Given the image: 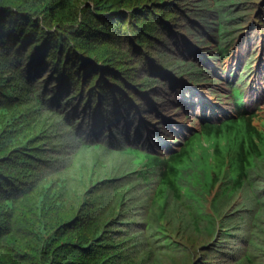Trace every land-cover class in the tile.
<instances>
[{"label": "trees", "instance_id": "16d2710c", "mask_svg": "<svg viewBox=\"0 0 264 264\" xmlns=\"http://www.w3.org/2000/svg\"><path fill=\"white\" fill-rule=\"evenodd\" d=\"M258 2L0 0V264H264ZM202 54L235 65L216 102L188 87L220 83ZM160 84L198 100L197 127L165 115Z\"/></svg>", "mask_w": 264, "mask_h": 264}, {"label": "rangeland", "instance_id": "374dc122", "mask_svg": "<svg viewBox=\"0 0 264 264\" xmlns=\"http://www.w3.org/2000/svg\"><path fill=\"white\" fill-rule=\"evenodd\" d=\"M258 1L260 2L261 0H257V2ZM253 12H254V10L251 11V13L249 15L250 18L255 16V13H253ZM188 20H190V19H188ZM188 20L186 21V20L182 19L181 21L182 22H188ZM260 27L261 26H258V29H260ZM262 27H264V26H262ZM182 29H184V27H182ZM250 31H253V29H251ZM256 33L257 32H254L253 34L251 33L253 35V37L251 38V43H252L251 45L252 46H254L256 43L258 44V42H259V35L256 34ZM253 39H254V42H252ZM167 43H168V45L170 46L171 49H175V47H174L175 44L173 42L169 41ZM178 44H180V46H182V45H184L186 43H184V41L180 40V41H178ZM246 48H247V46H245V48H243L242 53L246 50ZM208 51H210V50H208ZM196 52H197L196 55H198L199 54L198 50ZM203 52H205V48H203ZM202 55L203 56H199V57L196 56V57H198L196 59L199 60L201 58H204V59L208 60L213 68L215 67L214 65L218 66V69H216L215 72L217 73L218 78H220L219 79L220 83L218 84L216 82L215 84H212L209 81H207V82L200 81L199 84H197L196 86H193L190 83L189 84L187 83V84H188V87L190 88V90L194 92L193 97H195V99H197L198 96H199L198 100L203 99V100H211V102H216L215 98H220L221 95H224V93L226 91L225 88H223L224 84H222V83H223V80L225 79V77L228 75V73L227 72L226 73L225 72L222 73V71L225 68L226 69H230L232 67V65H234V64H232V62L230 63V61H228V59H226V61H225V59H223L221 61L222 62L224 61V62L220 66L219 65L220 64L219 60H217L215 57H214V59H211V58L207 59V57H206L207 55H204V54H202ZM256 55H258L259 58L262 57L263 60H264V57L262 56L261 52H259V50H258V46L256 47ZM260 63H261V65L263 67L260 68V72L258 74V77L262 78V77H264V62H260ZM255 64L256 63H254L253 65H255ZM222 66H223V68H222ZM209 74L210 73H208V74L204 73L205 76H207ZM207 77H209V76H207ZM258 77L256 79H258ZM177 81L185 83V81H182L180 79H177ZM213 90L216 91V93H214L212 95ZM162 93H164V96L166 97L164 99V106L162 107V109L166 111L165 115H168V118H170V120L175 121L174 119L177 118V121H180L184 125H194V127H197L196 120H198V119L195 116H197L199 114L201 116L203 115V113H201V111L199 110V106L197 104L198 100H196L194 102L195 106H193V108H191V105H180L179 101L182 100V99H178L177 94L182 93V91L180 92L179 90H176V92H173V90L171 88L163 87L162 88ZM171 99L172 100L174 99L173 100L174 103H172ZM187 99H189V94L187 96ZM244 101H245L246 104L250 105V108H254V110H255L254 112L259 111V112H257V115H259V117H264V102H261V100H259V101L254 100L253 96H249L247 93H245ZM221 105L223 107H225L224 104H221ZM231 108H232V106H228V109H231ZM177 121H176V123H180V122H177ZM255 122L258 123V120L255 119ZM176 129H178V128H175V130ZM166 133L168 135H170V136L172 134L171 131L168 132L167 130H166ZM169 142H170V139H169ZM176 143L177 142H175L174 144H176ZM211 197H212V195H207L206 196L207 199L204 202V210L207 211V212L211 211V208L209 206V201H210ZM237 200H238V198H237ZM234 202H235V199H234ZM261 213L262 214L260 215L259 224L264 227V210ZM179 214L181 215L180 220H183V219L187 218L186 216H184V214H181L180 212H179ZM177 221L178 220H175V222H174L175 224H173V221L168 223V225L166 224L167 228L171 229V230H173L175 232L174 234H176L175 237L177 239L182 240L183 243H185L187 245H190L192 247V249H194L196 252H198V251L201 252V245L204 242H207L208 239H209V237L206 235L204 230L198 231L195 227H193L192 224L186 225V221H183V222L178 223V225H180V228H179V231H176L175 225H176ZM240 227L244 228V224L242 226H240ZM201 228H202V226H201ZM248 229L249 228H247L246 231ZM217 240H219V239L216 238V241ZM213 241H211L210 244L215 243ZM229 247H231V246H229Z\"/></svg>", "mask_w": 264, "mask_h": 264}, {"label": "bare ground", "instance_id": "6f19581e", "mask_svg": "<svg viewBox=\"0 0 264 264\" xmlns=\"http://www.w3.org/2000/svg\"><path fill=\"white\" fill-rule=\"evenodd\" d=\"M215 2V1H214ZM222 2V1H221ZM238 2V1H237ZM217 3V2H216ZM226 9H228V8H226ZM224 11V10H223ZM215 13V12H214ZM217 16V15H216ZM216 21V20H215ZM218 25V24H217ZM216 25V26H217ZM224 29V28H223ZM218 31H220V30H218ZM215 35V34H214ZM216 36V35H215ZM201 46V45H200ZM174 81V80H173ZM188 82V81H187ZM189 103V102H188ZM209 124V123H208ZM188 148H189V146H188ZM186 149H187V147H186ZM185 152V151H184ZM188 154V153H187ZM191 158V157H190ZM179 162V161H178ZM184 164V163H183ZM182 165V164H181ZM184 166H185V164H184ZM186 180V179H185ZM187 181V180H186Z\"/></svg>", "mask_w": 264, "mask_h": 264}]
</instances>
